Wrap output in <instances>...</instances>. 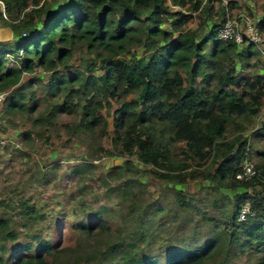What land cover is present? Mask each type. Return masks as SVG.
<instances>
[{"label":"trees","instance_id":"trees-1","mask_svg":"<svg viewBox=\"0 0 264 264\" xmlns=\"http://www.w3.org/2000/svg\"><path fill=\"white\" fill-rule=\"evenodd\" d=\"M0 2L4 9L0 5V25L14 35L11 40H0V105L9 121L28 114L23 138L32 141L39 129L58 123L66 142L90 134L95 152L134 156L143 167L149 166L141 170L164 183L179 186L203 181L216 193L212 204L226 196V191H236L232 196L235 210L222 235L216 233L195 248L162 252L163 260L146 251L154 244L150 240L157 231L152 217L161 218L168 209L129 202L127 214L133 218L135 231L104 245L101 264H206L223 242L228 245L223 261L239 250L258 256L256 264H264V152L244 135L256 126L264 106V74L259 68L264 58L253 44L239 46L218 37L224 8L214 9L215 0ZM230 4L239 7L236 1ZM257 26L264 32V18ZM76 51L85 55L73 66ZM113 102L110 135L108 114L102 111ZM59 115L73 121L64 123ZM256 130V143L261 145L264 123ZM50 138L45 143L53 144ZM104 138L110 140L108 149L101 144ZM251 149L263 160L255 162L253 178L238 181L235 173ZM92 167V163L75 164L72 173L82 179ZM139 170L127 160L112 166L99 180L122 196L131 193V174ZM41 175L42 184L51 183V174ZM124 176H128L125 182L110 186V180ZM88 182L85 179L75 186L84 188ZM176 188L173 217L182 211L191 219L187 193ZM16 204L18 212L0 213V264L54 263L58 252L73 248L57 250L59 245L49 234L63 232L67 225L73 234L89 237L112 230L106 209L91 208L76 218L78 211L68 214L62 204L57 209H42L30 198ZM78 205L84 207L85 199ZM244 205L251 215L238 222ZM0 206L11 208L4 199Z\"/></svg>","mask_w":264,"mask_h":264},{"label":"rangeland","instance_id":"rangeland-1","mask_svg":"<svg viewBox=\"0 0 264 264\" xmlns=\"http://www.w3.org/2000/svg\"><path fill=\"white\" fill-rule=\"evenodd\" d=\"M230 1H236L239 7L232 8ZM219 7L224 8L226 14L232 16L240 13L249 15L256 24L264 18V0H215L214 9ZM221 20L220 17L218 22ZM260 33L264 36V32ZM13 38V33L0 25V40ZM138 52L140 53V49ZM83 55L85 52L76 51L71 64L76 66ZM259 68L260 72L264 74V65H260ZM42 76L46 75L42 74ZM134 97V95L129 96V98ZM115 108L113 102L109 109L105 108L102 111L104 115L108 114L110 135H112V112ZM27 115L18 116L9 121L3 117V110L0 105V134L12 140L15 139L13 146L0 147V199H4L11 207L0 206V213L2 210L9 215L18 212L19 206L16 202L19 199L30 198L32 203L42 207V209H47V207L57 209L60 204L63 205L68 214H72L71 211L75 209L78 211L77 214H73L76 218L85 216L84 213L91 208L96 211L106 209L109 210L110 222L113 224L110 232H103V234L92 237L81 233L73 234L67 229L68 225L65 226L63 232H50V240L59 245L57 250L65 246L73 248L58 252L60 254L55 255L52 264H101V251L104 245L108 246L117 240L121 241L123 237L132 235L135 231L133 218L127 214L128 203L131 201L139 202V204L153 203V206H164L168 209L161 218L152 217V222L158 224L157 231L153 233L150 240L154 244H151L146 251L151 255L158 254L161 260L165 258L162 252L167 254L172 249L195 248L207 243L212 236H217L216 233L223 234L222 229L225 228V223L235 210L232 196L236 191H226V196L219 197L217 204H212L216 193H212L203 181H193L179 186L164 183L152 174L141 170L143 168L148 169L149 166L143 167L134 156L128 158L109 156L105 152H95L97 146L94 137L90 134H83L78 139L72 138L70 142H66L64 130L58 127L60 126L58 123L54 128L46 126V129L49 128L47 132H44L46 129L44 131L39 129V134H33L32 141L26 140L22 137V131L25 129V122L28 120ZM58 118L64 123L73 121L64 115H59ZM256 120V126L249 129L244 135L249 142H253L256 147L258 146V149L264 152V142L261 145L256 143L259 138L256 129L264 123V106ZM48 135H50L49 140L53 141V144L45 143ZM101 144L105 149L110 148L109 138L102 139ZM250 154L255 162L263 160V158L256 156L252 149ZM127 160H131L135 167H139L140 170L131 174L133 183L128 188L131 193L124 192L121 196L116 189L109 191L99 178L104 176L112 166L122 165ZM85 163H92L95 167L85 171L81 175L82 179H80L72 173V167L75 164L83 165ZM41 173L51 174L52 176L49 175L51 183L42 184ZM127 177L124 176L122 180H110L109 184L116 186L120 181L125 182ZM85 179H89L86 187L77 188L75 186L77 182L82 183ZM176 187L182 188L187 193V202L190 207L188 217L191 219L187 218V213L183 215L182 211H178V218L173 217L177 211L174 198ZM258 189L260 188L258 187ZM82 198L86 201L84 207L78 205ZM13 219L19 220L14 215ZM143 223L147 227L146 220ZM214 226H217L218 230H215ZM41 229L47 236L46 227ZM26 240L21 239L20 241L25 242ZM223 243V246L217 249L219 251H216L212 259L206 261V264H219L220 261H223L227 242ZM78 256L81 257V260L77 261ZM257 261L258 256L250 254L248 251L241 253L239 250H235L234 253H229L227 260L220 264H256Z\"/></svg>","mask_w":264,"mask_h":264},{"label":"built area","instance_id":"built-area-1","mask_svg":"<svg viewBox=\"0 0 264 264\" xmlns=\"http://www.w3.org/2000/svg\"><path fill=\"white\" fill-rule=\"evenodd\" d=\"M0 5L4 11L1 2ZM218 37L225 41L231 40L239 46L245 43L253 44L264 58V36L260 33L257 24L252 21L249 15L240 13L239 15L232 16L227 13L218 29ZM2 96L0 94V102ZM14 140L0 134V147L13 146L15 144ZM256 173L255 161L251 158L250 153L246 152L239 165V170L235 173V179L238 181H248ZM250 215L251 211L249 206L244 205L239 210L237 221H244Z\"/></svg>","mask_w":264,"mask_h":264},{"label":"crops","instance_id":"crops-1","mask_svg":"<svg viewBox=\"0 0 264 264\" xmlns=\"http://www.w3.org/2000/svg\"><path fill=\"white\" fill-rule=\"evenodd\" d=\"M10 32H11V30H10ZM9 40V39H8Z\"/></svg>","mask_w":264,"mask_h":264},{"label":"bare ground","instance_id":"bare-ground-1","mask_svg":"<svg viewBox=\"0 0 264 264\" xmlns=\"http://www.w3.org/2000/svg\"><path fill=\"white\" fill-rule=\"evenodd\" d=\"M6 38V37H5Z\"/></svg>","mask_w":264,"mask_h":264}]
</instances>
